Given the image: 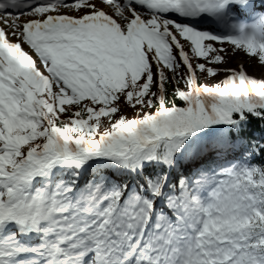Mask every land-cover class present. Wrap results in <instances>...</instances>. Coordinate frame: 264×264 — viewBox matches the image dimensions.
Returning <instances> with one entry per match:
<instances>
[{
	"label": "snow or ice",
	"instance_id": "6c2138e0",
	"mask_svg": "<svg viewBox=\"0 0 264 264\" xmlns=\"http://www.w3.org/2000/svg\"><path fill=\"white\" fill-rule=\"evenodd\" d=\"M0 264H264V0H0Z\"/></svg>",
	"mask_w": 264,
	"mask_h": 264
},
{
	"label": "rangeland",
	"instance_id": "374dc122",
	"mask_svg": "<svg viewBox=\"0 0 264 264\" xmlns=\"http://www.w3.org/2000/svg\"><path fill=\"white\" fill-rule=\"evenodd\" d=\"M231 60L233 59V62L228 61V67H236L237 63L239 62H243L246 66V70L248 71L249 74L255 75V76H259L260 72H261V66L259 64H257L255 61H250L248 60L246 57L243 56V54H237L236 56L232 57L230 55ZM232 63H234L235 65L231 66ZM221 77H217V79H220ZM208 83H213L214 81L209 78ZM129 114H131V112L129 111Z\"/></svg>",
	"mask_w": 264,
	"mask_h": 264
},
{
	"label": "bare ground",
	"instance_id": "6f19581e",
	"mask_svg": "<svg viewBox=\"0 0 264 264\" xmlns=\"http://www.w3.org/2000/svg\"><path fill=\"white\" fill-rule=\"evenodd\" d=\"M229 61H230V62H231V61L233 62V59L231 60V58H229ZM233 65H235V64H234V63H232V65H231V66H233Z\"/></svg>",
	"mask_w": 264,
	"mask_h": 264
},
{
	"label": "trees",
	"instance_id": "16d2710c",
	"mask_svg": "<svg viewBox=\"0 0 264 264\" xmlns=\"http://www.w3.org/2000/svg\"><path fill=\"white\" fill-rule=\"evenodd\" d=\"M183 86V85H182Z\"/></svg>",
	"mask_w": 264,
	"mask_h": 264
}]
</instances>
